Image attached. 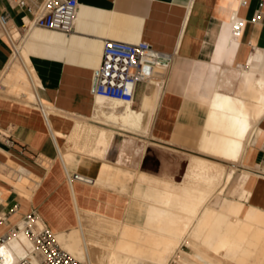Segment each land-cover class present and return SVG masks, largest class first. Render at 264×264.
Masks as SVG:
<instances>
[{
  "label": "crops",
  "instance_id": "0c3cea01",
  "mask_svg": "<svg viewBox=\"0 0 264 264\" xmlns=\"http://www.w3.org/2000/svg\"><path fill=\"white\" fill-rule=\"evenodd\" d=\"M0 13L8 14L10 31V37L0 31V68L5 71L0 125L11 137V142L0 139V237L32 214L49 227L48 217L59 210L75 216L70 176L80 200L93 188L111 192L120 205L117 214L124 217L125 201L137 183L142 188L145 184L139 180L141 171L163 176L145 168L149 149L130 147L145 141L137 135H148L178 154L190 151L211 159L200 148L209 112L201 96L239 95L245 70L255 68L257 78L264 74V0H78L69 33L37 26L32 14L9 0H0ZM233 17L243 27L217 61V45ZM107 39L145 41L173 57L163 84L154 80L155 86L139 85L135 100L140 102L131 104L139 114L132 124L137 131L95 118L93 81ZM16 48L19 56L14 55ZM147 71L157 72L153 67ZM45 107L53 109L51 114ZM255 120L241 160L221 159L236 174H246H233L231 196L223 193L222 198L264 210V111ZM86 122L115 133L87 135Z\"/></svg>",
  "mask_w": 264,
  "mask_h": 264
},
{
  "label": "bare ground",
  "instance_id": "6f19581e",
  "mask_svg": "<svg viewBox=\"0 0 264 264\" xmlns=\"http://www.w3.org/2000/svg\"><path fill=\"white\" fill-rule=\"evenodd\" d=\"M233 38L231 29L220 38L215 60H222ZM15 54L19 56L17 48ZM149 67H145L147 73ZM244 74L239 95L214 92L211 99L200 98L209 107L200 148L210 156L240 161L251 138L253 120L264 111V74L257 78L253 67ZM44 109L47 114L53 110ZM94 111L103 123L137 131L132 124L139 114L130 103L97 96ZM83 125L87 135L95 131L108 136L115 133L87 122ZM219 163L194 155L180 177L141 171L139 180L145 184L142 188L137 183L132 197L125 201L124 217L117 214L120 205L111 192L93 188L80 200L81 192L70 176L76 215L59 210L48 217L51 227L38 215L33 221L34 232L47 227L60 246L83 264H264V210L246 208L238 199L230 203L222 198L234 168L225 170ZM173 169L179 172L178 167ZM25 225L21 221L18 230L1 243L0 264H14L22 258L39 260Z\"/></svg>",
  "mask_w": 264,
  "mask_h": 264
},
{
  "label": "built area",
  "instance_id": "2783aa9c",
  "mask_svg": "<svg viewBox=\"0 0 264 264\" xmlns=\"http://www.w3.org/2000/svg\"><path fill=\"white\" fill-rule=\"evenodd\" d=\"M12 5L25 9L34 17V23L43 28L69 33L73 30L78 8V0H9ZM243 27V21L232 18L231 30L237 37ZM0 31L10 37L8 14L0 13ZM173 61L172 55L154 48L150 43H137L114 39L104 41L102 59L93 81V93L107 99L134 104L140 84L150 85L154 80L163 84L166 71ZM146 66L156 69L155 74H148ZM5 72L0 68V92L5 87ZM0 139L11 142L0 125ZM35 214L25 218V229L32 235L36 245L37 262L22 258L14 264H83L63 249L53 233L46 227L34 232ZM8 234L0 237V245Z\"/></svg>",
  "mask_w": 264,
  "mask_h": 264
},
{
  "label": "rangeland",
  "instance_id": "374dc122",
  "mask_svg": "<svg viewBox=\"0 0 264 264\" xmlns=\"http://www.w3.org/2000/svg\"><path fill=\"white\" fill-rule=\"evenodd\" d=\"M148 73H149V71H148ZM150 85L151 86H155L156 84L153 82ZM139 102H140V98L135 100L134 106L136 107ZM137 137H142V138H144L145 141L142 142L140 140H137L136 141V145H131L130 147L136 148L137 146H144V150L145 149L146 150L149 149L148 150L149 154H148V157H147V161L148 162H147V165H145V168H147L148 171H151L153 173H160L163 176H173L174 175L173 166L175 164H177L178 168H179V172H177L176 176L180 177L182 172H183V169H184L183 167L185 165H187V164H190V162L192 160V156H194L193 154H188V153H190V151H186L187 153L178 154L177 152L175 153L172 150H166V148L159 146L157 144V142L155 140H152L150 138V136H148V135L147 136H138L137 135ZM214 157H216V158H214ZM209 158H211V159H213L215 161H218V162H224V161L221 160L223 158L218 157L219 158L218 159L217 156H212V157H209ZM224 160H226V159H224ZM219 166L224 168V169L226 168L225 170H229L230 168H232V167H230L228 169L222 163H219ZM235 168H237V167L235 166ZM233 174L235 176H237V175H241L242 177L246 176V174H236L235 173V169H234V173ZM231 183L228 185V187L224 191V195L227 196V197L231 196L230 192L228 191L229 190V186H231ZM16 230H18V229H16ZM184 249L187 250V248H184ZM36 253H37V251L35 252V254ZM171 263L172 264H178L177 261H172Z\"/></svg>",
  "mask_w": 264,
  "mask_h": 264
},
{
  "label": "water",
  "instance_id": "95a60500",
  "mask_svg": "<svg viewBox=\"0 0 264 264\" xmlns=\"http://www.w3.org/2000/svg\"><path fill=\"white\" fill-rule=\"evenodd\" d=\"M76 178L82 179L87 182H93V180L89 177L81 176V175H76Z\"/></svg>",
  "mask_w": 264,
  "mask_h": 264
}]
</instances>
